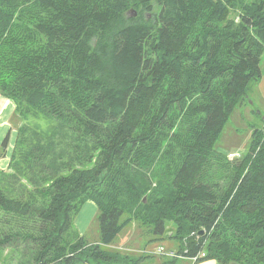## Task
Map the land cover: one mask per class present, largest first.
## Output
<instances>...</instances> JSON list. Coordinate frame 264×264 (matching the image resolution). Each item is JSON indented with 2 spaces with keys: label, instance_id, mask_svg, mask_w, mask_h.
I'll return each mask as SVG.
<instances>
[{
  "label": "trees",
  "instance_id": "16d2710c",
  "mask_svg": "<svg viewBox=\"0 0 264 264\" xmlns=\"http://www.w3.org/2000/svg\"><path fill=\"white\" fill-rule=\"evenodd\" d=\"M263 53L264 0H0L10 118L59 122L46 130L50 145L18 129L10 165L24 167L32 188L10 196L0 185V244L32 239L30 264H177L111 248L135 220L156 236L173 223L176 250L205 252L198 261L264 264V127L244 156L216 149L263 76ZM62 127L75 142L55 140ZM215 164L230 172L225 184L209 175ZM155 167L159 187L145 199ZM88 200L98 206L99 243L74 226Z\"/></svg>",
  "mask_w": 264,
  "mask_h": 264
},
{
  "label": "rangeland",
  "instance_id": "374dc122",
  "mask_svg": "<svg viewBox=\"0 0 264 264\" xmlns=\"http://www.w3.org/2000/svg\"><path fill=\"white\" fill-rule=\"evenodd\" d=\"M244 1L252 2L254 0ZM156 9L158 11L159 7L157 6ZM128 12L130 14L139 13V6H131ZM146 15L148 18L153 17V13L150 11H147ZM230 16L237 21L239 20L238 12L236 10H232ZM261 68L263 71L262 78L259 81H252L248 89L247 100L235 108L216 143V149L225 153L229 157V160L246 155L251 147L254 131L264 127V53L262 55ZM15 106L16 104L13 99L2 94L0 91V126H9V123L12 121L15 126L7 149L10 160L18 138L19 128L21 130H27V137L33 134L32 138H34L36 143L43 142L46 143V145H50L52 139L49 137L50 134L46 133V130L50 131V128L56 130L55 127L59 125L56 118H51L46 115H38V117L31 116L28 119L15 115L13 118H10L14 112ZM5 116L6 118L3 120V117ZM62 128L64 129V132H60V130L57 129L60 134L56 136L55 140L58 141L59 138H65L64 141L75 142L72 133L67 131L64 127ZM2 131L3 128L0 129V135L2 134ZM55 140L54 142H56ZM53 150H55L52 151L55 156L59 155V152L61 151L60 143H56ZM6 155L7 153H5L4 157H6ZM91 165L92 163L89 164V166ZM23 168L24 167H20V170L18 171L14 166L10 165V163L6 168L0 167V185L7 191L8 195L15 196L20 190H23V187H26V190L32 188V185L26 181L23 176ZM158 169V167H155L148 172L151 179V187L145 195V199L148 198V194L159 187L157 178L155 177V175L158 174ZM213 169L216 170V172ZM213 169L209 171V175H212L216 181L225 184L229 178L230 172L227 173L226 169L220 168L219 164H215ZM36 171H38V168H36ZM21 182L25 185L22 186ZM44 187L48 186L46 185ZM97 215V204L93 200H88L83 204L81 210L74 217L75 228H77L79 232L88 239L89 243L100 242L101 229ZM176 230V226L173 223H168L166 233L156 236L149 232L151 231L150 227L146 224H140L138 221L134 220L116 237L113 244L114 246L111 248L115 247L122 252H130L137 256H140V252H144V250H155L161 245L166 246L168 249H174L170 248L167 243L170 244L169 241L174 240L176 241L177 246L179 245L176 239L170 238V236L174 235L173 233H176ZM36 249V243L27 237L18 238L14 242L8 241L2 243L0 244V264H30L33 262V256ZM154 260L157 261L156 259ZM183 260H186V258H177V264H185ZM144 264H146V262H144ZM147 264H150V262H147Z\"/></svg>",
  "mask_w": 264,
  "mask_h": 264
},
{
  "label": "crops",
  "instance_id": "0c3cea01",
  "mask_svg": "<svg viewBox=\"0 0 264 264\" xmlns=\"http://www.w3.org/2000/svg\"><path fill=\"white\" fill-rule=\"evenodd\" d=\"M263 87H264V82H263ZM11 113H12V111H11ZM11 113H10V115H11ZM10 115H9V117H10ZM9 117H8V122H9ZM5 118H6V116L3 117V120H4ZM11 127H12L11 123H9V126H6V125H2V126H0V129L3 128L2 134L0 135V146H1L2 140L4 139L6 133L11 129ZM4 160H5V161H4ZM2 161H4V162H2ZM2 163H3V164H2ZM9 163H10V158H9V153L7 152L6 157H2V158H0V167H1V168H6V167H8ZM169 243H170V244L167 243V245H168L170 248H174V249H176V248L178 247L176 241H174V240H170ZM187 259H188V260H187ZM183 261L185 262V264H188V263H189V264H220V263H219L217 260H215V259H204V260H200V261L197 260V261L192 262V261H193L192 259H190V258H186V260H183ZM229 264H239V263L231 262V263H229Z\"/></svg>",
  "mask_w": 264,
  "mask_h": 264
},
{
  "label": "built area",
  "instance_id": "2783aa9c",
  "mask_svg": "<svg viewBox=\"0 0 264 264\" xmlns=\"http://www.w3.org/2000/svg\"><path fill=\"white\" fill-rule=\"evenodd\" d=\"M150 252H154L155 254L164 255V256H168V257L190 258L193 261H197L200 258L205 256V252H200L199 254H197L194 257H188V256H185L184 254L179 253L177 250L168 249V248H166V246H163V245L158 246L155 250H151Z\"/></svg>",
  "mask_w": 264,
  "mask_h": 264
},
{
  "label": "water",
  "instance_id": "95a60500",
  "mask_svg": "<svg viewBox=\"0 0 264 264\" xmlns=\"http://www.w3.org/2000/svg\"><path fill=\"white\" fill-rule=\"evenodd\" d=\"M132 11V10H131ZM137 13H135L134 15H136ZM203 233V231H200V234H202Z\"/></svg>",
  "mask_w": 264,
  "mask_h": 264
}]
</instances>
